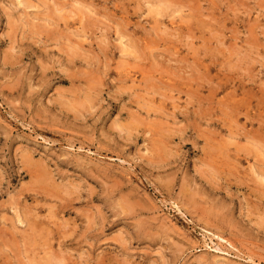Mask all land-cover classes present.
Wrapping results in <instances>:
<instances>
[{
    "label": "rangeland",
    "instance_id": "1",
    "mask_svg": "<svg viewBox=\"0 0 264 264\" xmlns=\"http://www.w3.org/2000/svg\"><path fill=\"white\" fill-rule=\"evenodd\" d=\"M0 264H264V0H0Z\"/></svg>",
    "mask_w": 264,
    "mask_h": 264
},
{
    "label": "bare ground",
    "instance_id": "2",
    "mask_svg": "<svg viewBox=\"0 0 264 264\" xmlns=\"http://www.w3.org/2000/svg\"><path fill=\"white\" fill-rule=\"evenodd\" d=\"M151 52V51H150ZM133 81V80H132ZM185 93V92H184ZM60 207V206H59ZM65 208V207H64ZM35 229V228H34ZM40 232V231H39ZM50 234V233H49Z\"/></svg>",
    "mask_w": 264,
    "mask_h": 264
}]
</instances>
